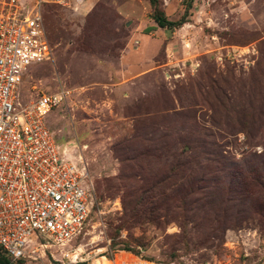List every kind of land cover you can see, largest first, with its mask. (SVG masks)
<instances>
[{
  "label": "rangeland",
  "instance_id": "374dc122",
  "mask_svg": "<svg viewBox=\"0 0 264 264\" xmlns=\"http://www.w3.org/2000/svg\"><path fill=\"white\" fill-rule=\"evenodd\" d=\"M128 1L46 7L52 59L19 86L23 104L70 92L44 124L73 163L82 157L95 190L83 231L55 258L264 264V190L236 189L235 176L264 173V0H193L171 31L147 0ZM159 1L177 21L188 0Z\"/></svg>",
  "mask_w": 264,
  "mask_h": 264
},
{
  "label": "built area",
  "instance_id": "2783aa9c",
  "mask_svg": "<svg viewBox=\"0 0 264 264\" xmlns=\"http://www.w3.org/2000/svg\"><path fill=\"white\" fill-rule=\"evenodd\" d=\"M87 0H0V256L4 264H69L54 256L78 237L96 204L80 156L60 151L44 117L70 92L59 89L28 103L19 86L31 65L52 59L46 6L79 10ZM34 239L36 245L29 246ZM65 257V256H64Z\"/></svg>",
  "mask_w": 264,
  "mask_h": 264
},
{
  "label": "trees",
  "instance_id": "16d2710c",
  "mask_svg": "<svg viewBox=\"0 0 264 264\" xmlns=\"http://www.w3.org/2000/svg\"><path fill=\"white\" fill-rule=\"evenodd\" d=\"M150 7H151V19L153 20V22L156 24V26L158 28H161L165 31H171L173 29H177L182 27L184 24H186L188 22V16H189V11L191 9V4L193 2V0H188L185 6V10L183 15L179 18V20L177 21H170L167 19V17L165 16V14L163 13V11L161 10V4L159 0H147ZM49 7V6H46ZM46 9V8H45ZM45 11V10H44ZM44 16V13H43ZM250 170V171H249ZM249 170H247L246 172L242 173V174H236V178L238 179L237 182L239 183V185L236 187V189H242L245 188L246 186H250V185H255L261 189L264 190V173L262 176L258 175L257 169H253V168H249ZM240 176V177H237ZM147 192H143V196L146 195ZM142 194L139 196V198L135 201V204L133 206V208H131L129 210L130 213V218L133 219L134 216V211L136 210V206H142L143 205V201H142ZM189 195H191V193H189ZM187 197V196H186ZM154 209V208H153ZM151 210L149 211V215H151ZM156 222V221H155ZM119 236V233L117 232V235ZM116 245H118L116 242H114V244L112 245L113 247H116ZM118 251H124L127 253H130L136 257H141V253L135 249H132L128 246H123V249H118ZM6 262L5 258H2L0 256V264H4ZM18 264H23V262L18 263Z\"/></svg>",
  "mask_w": 264,
  "mask_h": 264
},
{
  "label": "crops",
  "instance_id": "0c3cea01",
  "mask_svg": "<svg viewBox=\"0 0 264 264\" xmlns=\"http://www.w3.org/2000/svg\"><path fill=\"white\" fill-rule=\"evenodd\" d=\"M129 1H130V0H129ZM129 1H128V2H129ZM131 1H133V0H131ZM88 2H89V1H88ZM128 2H127V3H128ZM121 5H122V3H118V7H117L118 11H119L120 9H122ZM120 12H121V10H120Z\"/></svg>",
  "mask_w": 264,
  "mask_h": 264
}]
</instances>
